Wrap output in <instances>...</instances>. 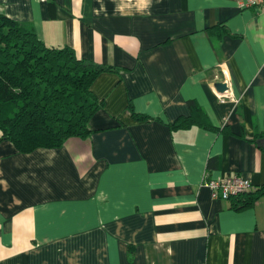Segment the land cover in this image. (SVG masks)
Wrapping results in <instances>:
<instances>
[{
    "label": "crops",
    "instance_id": "obj_1",
    "mask_svg": "<svg viewBox=\"0 0 264 264\" xmlns=\"http://www.w3.org/2000/svg\"><path fill=\"white\" fill-rule=\"evenodd\" d=\"M240 1L0 0L46 45L115 68L90 85L87 137L0 140V264H264V196L235 210L203 182L264 183V9ZM189 99L225 131L171 130Z\"/></svg>",
    "mask_w": 264,
    "mask_h": 264
},
{
    "label": "trees",
    "instance_id": "obj_2",
    "mask_svg": "<svg viewBox=\"0 0 264 264\" xmlns=\"http://www.w3.org/2000/svg\"><path fill=\"white\" fill-rule=\"evenodd\" d=\"M114 71L110 65L77 57L68 45H46L30 27L0 12V140L29 153L59 147L70 137H87L92 132L89 121L102 107L90 85L99 73ZM186 104L188 115L168 122L171 130L197 125L225 131L210 124L194 100ZM127 109L137 120L151 118L134 113L130 104ZM250 141L264 153V130ZM262 196L264 183L228 199L235 210H242Z\"/></svg>",
    "mask_w": 264,
    "mask_h": 264
},
{
    "label": "built area",
    "instance_id": "obj_3",
    "mask_svg": "<svg viewBox=\"0 0 264 264\" xmlns=\"http://www.w3.org/2000/svg\"><path fill=\"white\" fill-rule=\"evenodd\" d=\"M239 7H256L258 9H264V0H242L239 2ZM219 94H221L220 98L224 96V92ZM203 182L209 190L210 197L221 200H227L230 196H234L254 188L248 179L236 174L216 179L209 178L205 179Z\"/></svg>",
    "mask_w": 264,
    "mask_h": 264
},
{
    "label": "water",
    "instance_id": "obj_4",
    "mask_svg": "<svg viewBox=\"0 0 264 264\" xmlns=\"http://www.w3.org/2000/svg\"><path fill=\"white\" fill-rule=\"evenodd\" d=\"M213 87L216 90V92H218V93H222V92H225L227 90L226 85L223 82H215L213 84Z\"/></svg>",
    "mask_w": 264,
    "mask_h": 264
}]
</instances>
